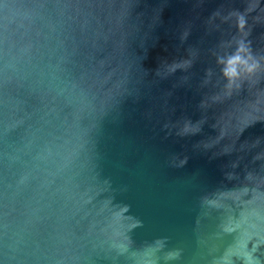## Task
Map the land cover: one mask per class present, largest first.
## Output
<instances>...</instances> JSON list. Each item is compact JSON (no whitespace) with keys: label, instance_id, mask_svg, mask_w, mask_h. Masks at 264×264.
<instances>
[{"label":"water","instance_id":"water-1","mask_svg":"<svg viewBox=\"0 0 264 264\" xmlns=\"http://www.w3.org/2000/svg\"><path fill=\"white\" fill-rule=\"evenodd\" d=\"M0 264H264V0H0Z\"/></svg>","mask_w":264,"mask_h":264}]
</instances>
